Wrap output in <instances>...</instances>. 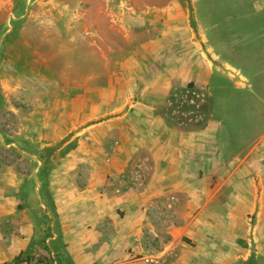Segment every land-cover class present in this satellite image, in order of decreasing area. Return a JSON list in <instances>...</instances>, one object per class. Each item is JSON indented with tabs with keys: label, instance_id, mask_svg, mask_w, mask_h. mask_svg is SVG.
Segmentation results:
<instances>
[{
	"label": "rangeland",
	"instance_id": "374dc122",
	"mask_svg": "<svg viewBox=\"0 0 264 264\" xmlns=\"http://www.w3.org/2000/svg\"><path fill=\"white\" fill-rule=\"evenodd\" d=\"M4 1L8 10L0 11V77L23 79L22 88L27 91L14 93L0 90V180L10 181L15 173L30 179L33 177L29 182L36 185L40 192L42 205L39 210L43 215L39 216L42 224L41 227H35V231L44 229L48 236L39 241L36 253L22 254L20 264H65L67 257L63 252L62 225L56 216L58 208L55 206V199L63 200L60 215L70 234L76 237L79 236V231H86V223L96 222L95 212L85 198L86 192L91 190L92 174L88 171L93 173V167L115 168L116 174L108 175L107 182L115 186L120 194L129 189L140 190L145 180L142 157L127 165L115 161L116 153L123 143L122 140L109 137L126 128V124L115 123L124 122L131 115L138 119L134 125V117H131L127 126L130 134L126 136L128 151L141 150L145 142L144 135L155 134L156 141H163L169 132L164 134L160 131V119L172 120L176 126H179V121H188L187 124L180 125L183 127H191L192 122L200 123L201 118L206 116L208 100L204 94L195 91V85L189 79L184 84L180 83L181 77L177 80L174 70L196 67L198 58L191 47L192 43L198 45L200 55L204 54L211 59L208 42L216 38L213 26L220 32L224 25L227 26L229 30L226 33L230 40L238 42L235 47L243 46L248 53L252 52L250 47L254 48L255 38L263 41L264 36L263 23L258 26L249 22L255 21L256 14L252 9L259 2ZM51 4H54L52 9L46 7ZM107 8L110 11H106ZM182 16L190 30L187 28L180 32L176 28V22ZM260 16L257 15V18ZM80 22L85 23L87 32H90L87 37L83 28L78 35L70 31V28L73 30ZM252 26V32L245 35ZM95 31L103 36V43L99 45L105 52L110 53L113 48L119 51L124 49L123 53L114 56L106 54L107 60H103L105 67L117 68L121 72L123 65L128 69L127 73L97 76L100 62L94 51ZM48 38H58L59 43L54 47L45 45L43 42ZM17 54H20L19 57L25 64L33 63V67L16 63ZM64 72L72 74L65 75ZM63 84H70L72 88L79 87L81 91H62L59 88ZM111 85L118 86V91L112 92ZM99 89H102V98ZM213 95L217 108L224 109L229 104L226 94L215 90ZM80 96H84L87 107L70 109L73 122L54 123L53 120L58 119L54 116L64 111L61 102L74 101ZM113 100L115 105L118 101L121 106H104ZM83 118L85 121L78 122ZM61 127L65 132L63 138L55 139L54 143H50V139H42L45 133ZM57 169L60 176H68L69 180L64 181L69 182L70 192L73 193L64 198H60V190L56 184L53 187L49 184V174L53 173L55 177L56 173L53 171H58ZM67 186L66 184V188ZM64 200L68 201L67 204H64ZM19 207L22 213L24 207ZM20 215L19 213L16 217L9 218L8 226L6 222H2L0 231H11L12 235L14 231H21V227L16 228L14 225L16 220L23 222ZM119 220L123 227L126 223L123 213H120ZM170 221L166 215L157 218L154 221L155 230L165 229ZM105 226L110 229L111 223ZM93 228L94 225H89V229ZM11 233L7 232V239L11 237ZM47 239L49 247L45 245ZM153 248L157 250L156 245ZM130 252L133 254L129 260L134 264H145L146 260L154 259ZM84 256H87L86 251L79 253V257Z\"/></svg>",
	"mask_w": 264,
	"mask_h": 264
},
{
	"label": "crops",
	"instance_id": "0c3cea01",
	"mask_svg": "<svg viewBox=\"0 0 264 264\" xmlns=\"http://www.w3.org/2000/svg\"><path fill=\"white\" fill-rule=\"evenodd\" d=\"M257 1L259 3L252 10L256 18L261 16L259 19L250 16L255 21L249 22L259 26L264 24V0ZM53 5L46 7L52 9ZM7 10L5 1L0 0V11ZM106 11L110 10L107 8ZM82 28L87 37L90 32H87L85 23L80 22L70 31L78 35ZM176 28L180 32L189 28L184 16L176 22ZM213 29L216 38L208 42L211 59L200 55L198 45L192 43L198 58L196 67L174 70L177 80L181 77L180 83L184 84L189 79L195 85V91L204 94L208 100L206 116L200 123L192 122L191 127H183L180 125L188 121H179V126H176L172 120L160 119V131L169 134L160 142L156 141L155 134L144 135L145 142L138 151H128L126 147L127 126L134 115L128 116L124 122L115 123L126 124L125 131L114 132L109 137L123 143L115 161L127 165L142 157L145 180L141 189H129L120 194L107 182V176L116 174V169L93 167V173L88 171L92 174L91 190L86 192L85 198L95 212L96 222L86 223V231H79L76 237L70 234L60 215L63 200L55 199L56 216L62 225L63 252L67 257L65 264H134L129 260L133 254L130 251L164 264H264V36L263 41L255 38L254 48L250 47L253 51L248 53L243 46L235 47L238 42L230 40L227 26L224 25L222 32L215 26ZM253 29L252 26L245 35L248 36ZM234 31L237 32L236 29ZM102 37L99 31H95L94 51L100 62L97 76L127 73L128 69L123 65L121 72L117 68L105 67L103 60H107L105 55L109 52L99 45L103 43ZM43 43L54 47L59 39L48 38ZM120 52L123 53L124 49L113 48L109 54L114 56ZM19 55L16 63L33 67V63L25 64ZM30 71L33 73V69ZM68 73L72 74L64 72L65 75ZM23 83L19 77H0V90L27 91L22 88ZM64 85L59 89L81 91L79 87ZM110 89L118 91V86L111 85ZM215 90L228 97L229 104L224 109L217 108L214 102ZM98 92L101 96L102 89ZM83 100L84 96H80L74 101H62L64 111L54 116L58 119L53 122H73L70 109L86 108ZM118 105L121 106L118 101L115 105L113 100L104 106L118 108ZM133 120L135 125L138 119L134 117ZM83 121L85 118L78 120ZM64 135L62 127L59 130L55 128L45 133L42 139H50V143H54ZM53 172L56 174L55 177L53 173L49 174V184L58 186L60 198L73 194L69 182L64 181L68 176H60L59 170ZM32 179L15 173L10 181L0 180V228L2 222L8 226L9 218L19 213L25 222L16 220L15 227L22 229L14 231V235L11 231H0V264H11L22 254L36 253L39 241L48 236L44 229L35 231V227H41L43 212L41 214L39 210L42 204L38 187L29 182ZM67 202L64 200V204ZM20 205L24 207L22 213ZM120 213L126 219L123 227L120 225ZM163 215L171 220L170 224L156 231L154 221ZM107 223H111L110 229L105 226ZM89 225H94V228L89 229ZM7 232L11 233L9 239L5 236ZM48 241L45 240L46 247H49ZM153 245H156V251ZM82 251H86L87 256L79 257Z\"/></svg>",
	"mask_w": 264,
	"mask_h": 264
},
{
	"label": "built area",
	"instance_id": "2783aa9c",
	"mask_svg": "<svg viewBox=\"0 0 264 264\" xmlns=\"http://www.w3.org/2000/svg\"><path fill=\"white\" fill-rule=\"evenodd\" d=\"M145 264H164L162 261L155 260V259H148L146 260Z\"/></svg>",
	"mask_w": 264,
	"mask_h": 264
},
{
	"label": "trees",
	"instance_id": "16d2710c",
	"mask_svg": "<svg viewBox=\"0 0 264 264\" xmlns=\"http://www.w3.org/2000/svg\"><path fill=\"white\" fill-rule=\"evenodd\" d=\"M18 261L11 263V264H20L21 262L19 261V258L17 259Z\"/></svg>",
	"mask_w": 264,
	"mask_h": 264
}]
</instances>
